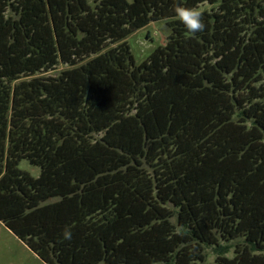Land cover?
<instances>
[{"label":"trees","instance_id":"16d2710c","mask_svg":"<svg viewBox=\"0 0 264 264\" xmlns=\"http://www.w3.org/2000/svg\"><path fill=\"white\" fill-rule=\"evenodd\" d=\"M0 223L44 264H264V0H0Z\"/></svg>","mask_w":264,"mask_h":264},{"label":"rangeland","instance_id":"374dc122","mask_svg":"<svg viewBox=\"0 0 264 264\" xmlns=\"http://www.w3.org/2000/svg\"><path fill=\"white\" fill-rule=\"evenodd\" d=\"M168 28L163 21L152 22L146 27L137 30L127 38V44L132 54L135 64L143 61L151 51L158 45L164 43V38L168 34ZM17 168L27 173L32 178H37L39 168L31 165L27 160L21 159L18 162ZM205 263L216 264L215 254L211 248H206ZM228 258L232 257V252L225 255ZM0 264H44L36 257L28 248L18 240L11 231L6 229L0 223Z\"/></svg>","mask_w":264,"mask_h":264},{"label":"clouds","instance_id":"9594fccd","mask_svg":"<svg viewBox=\"0 0 264 264\" xmlns=\"http://www.w3.org/2000/svg\"><path fill=\"white\" fill-rule=\"evenodd\" d=\"M175 15L179 21L184 25L189 34H195L197 32H202L205 29V24L203 22L202 12L195 7H184L177 6L175 8ZM64 236L66 239L71 238V233L65 232Z\"/></svg>","mask_w":264,"mask_h":264}]
</instances>
